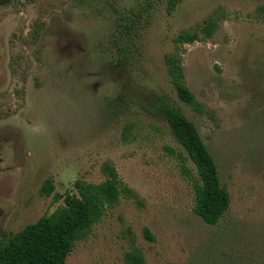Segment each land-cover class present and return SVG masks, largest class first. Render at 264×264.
I'll list each match as a JSON object with an SVG mask.
<instances>
[{"label":"rangeland","instance_id":"1","mask_svg":"<svg viewBox=\"0 0 264 264\" xmlns=\"http://www.w3.org/2000/svg\"><path fill=\"white\" fill-rule=\"evenodd\" d=\"M174 1L0 6V238L62 205L76 180L103 181L109 161L132 194L105 207L65 264H128L133 247L145 264H228L230 249L264 244V0ZM184 30L200 38L176 42ZM170 54L202 112L178 99ZM161 97L193 122L230 195L215 225L193 211L196 168L154 113Z\"/></svg>","mask_w":264,"mask_h":264},{"label":"trees","instance_id":"2","mask_svg":"<svg viewBox=\"0 0 264 264\" xmlns=\"http://www.w3.org/2000/svg\"><path fill=\"white\" fill-rule=\"evenodd\" d=\"M9 1L0 0V6ZM174 3V0H169V9ZM215 27L216 21L208 19L200 27V32L209 37ZM199 38L196 30H184L175 40L178 43H185ZM165 60L167 73L178 99L194 111L202 112V103L196 99L183 80L180 57L170 54ZM154 113L168 125L171 134L196 168L197 177L193 182L194 213L206 224H217L228 210L230 195L220 182L216 162L199 131L177 106L165 98H160ZM101 170L105 175L103 181L93 183L76 180L74 186L77 193L65 194L63 204L51 213L41 215L18 231L3 232L0 238V264H65L76 241L89 233L93 224L102 217L105 207L116 204L122 193L132 194L111 162L105 161ZM185 170L189 173L187 169ZM53 188L52 179L46 178L40 190L42 194L49 195ZM54 198L58 199L60 195L56 194ZM143 230L148 239H154L148 228ZM230 252L233 256L228 264H264V244L259 242L257 237L252 238L250 245L236 246L230 249ZM124 260L128 264H145L143 254L136 247L124 253Z\"/></svg>","mask_w":264,"mask_h":264}]
</instances>
